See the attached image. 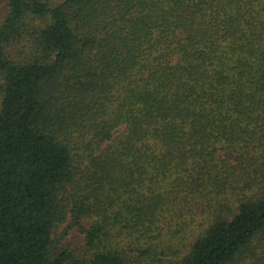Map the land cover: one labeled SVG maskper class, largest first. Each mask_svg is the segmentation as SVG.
Segmentation results:
<instances>
[{"label": "trees", "instance_id": "16d2710c", "mask_svg": "<svg viewBox=\"0 0 264 264\" xmlns=\"http://www.w3.org/2000/svg\"><path fill=\"white\" fill-rule=\"evenodd\" d=\"M0 6V264H264V0Z\"/></svg>", "mask_w": 264, "mask_h": 264}, {"label": "rangeland", "instance_id": "374dc122", "mask_svg": "<svg viewBox=\"0 0 264 264\" xmlns=\"http://www.w3.org/2000/svg\"><path fill=\"white\" fill-rule=\"evenodd\" d=\"M4 8L0 6V18L4 17ZM65 242L69 244H74V245H81L82 244V237L77 234L74 231H71L70 233L67 234Z\"/></svg>", "mask_w": 264, "mask_h": 264}]
</instances>
